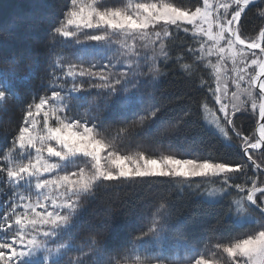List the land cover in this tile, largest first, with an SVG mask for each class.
<instances>
[{
	"label": "snow or ice",
	"instance_id": "1",
	"mask_svg": "<svg viewBox=\"0 0 264 264\" xmlns=\"http://www.w3.org/2000/svg\"><path fill=\"white\" fill-rule=\"evenodd\" d=\"M260 5H264V0H192L190 7L168 0H128L123 6H108L106 0H70L58 25L53 27L52 35L61 38L57 43L71 42L78 63L65 65L59 55L52 61L53 80L63 79L64 83L41 86L50 91V95L37 94L27 104L23 122L13 136L11 146L0 155V172L6 173L7 180L29 191L34 188L36 195L33 202L29 196L17 193V202L0 217V232L4 233L0 239V264H63L64 256L76 249L75 237L71 233L83 211L81 198L89 196L99 184L141 183L167 178L192 190L197 177L222 179L219 191L214 188L206 191L205 198L209 203L223 202L232 194L231 189H236L237 198L228 202V214L234 209L236 217L249 228L245 232L219 237L220 242L215 248L227 254V261L215 258V254L213 258L196 255L197 249L192 246L193 255L187 264H264V186L247 175L250 166L260 168L251 153L264 151V26L259 28L256 38H245L241 32V17L250 7L258 8L256 14L264 18V7ZM161 21L163 33L155 32L153 42L159 44V56L152 57L153 66L144 80L139 79L142 73L135 72L129 78L131 67L129 71L115 74L106 72L104 67L93 70L98 67L93 63L97 55L111 49L113 33L121 34L125 38L119 41L121 47L131 51L133 45L128 44L127 39L137 36L140 40L150 39L147 30ZM170 28H174L175 36ZM86 30H94L97 34H88ZM180 31L190 32L198 47L176 43ZM10 32L11 25L0 27V37L7 38ZM165 41L170 43L166 45ZM185 48L186 52L172 56L176 49ZM214 56L216 63H213ZM138 59L146 57L138 56ZM188 59L191 63L181 64L182 71L193 76L203 69L215 73V88L203 79L200 81L201 87H207L219 105L214 109L207 100L199 105L202 114L211 116V119L205 118L206 125L214 129L222 142L238 148L247 157L246 161L190 158L183 145H176L175 150L161 154L148 155L145 151H137L122 155L102 137L95 122L97 117L84 119L69 114L73 111L72 101L83 99L81 94L87 90L83 82L85 78L89 81L88 89H97L98 95H105V107L117 105L123 110H133L138 103L142 106L137 91L155 84L156 77L162 75L156 66L157 60L166 66L169 61L176 64ZM228 59L232 61L231 71L235 75L231 82L236 89L230 96L222 66V62ZM111 64L109 60V66ZM241 64L243 67L238 66ZM40 70L27 62L23 65L17 63L14 56L5 58L0 63V105L9 95L17 96L20 80L30 81ZM45 71L47 74V69ZM133 79L136 80L135 90H130L127 86ZM69 80L71 84L66 86ZM92 80L99 83H92ZM145 111L147 115L142 120H151L157 117L160 107L153 104L151 110ZM246 112L255 116V127L248 135L237 129L234 119L237 113L243 115ZM190 115L191 107L184 112L185 117ZM38 116L41 119L38 120ZM234 137L239 138L238 145L232 143ZM81 158L90 161L91 170L79 167L74 172L65 171L68 165ZM60 171L64 174H58ZM241 178V183H230ZM200 187L196 184V190ZM159 207L164 208V205ZM257 209L259 217L254 215ZM166 220L164 217L165 223L157 224L153 219L151 227L141 237L151 236L163 241V233L168 227ZM63 235L69 237L68 243L57 244ZM52 244L56 247H50ZM88 245L93 249V255H101L103 244L99 234L92 236ZM132 251L140 252L141 249L134 247ZM38 253L37 259H25L37 257ZM148 255L146 251L143 255H135L131 264H146ZM68 264H85V260L77 258ZM156 264H164V260L158 259Z\"/></svg>",
	"mask_w": 264,
	"mask_h": 264
},
{
	"label": "trees",
	"instance_id": "2",
	"mask_svg": "<svg viewBox=\"0 0 264 264\" xmlns=\"http://www.w3.org/2000/svg\"><path fill=\"white\" fill-rule=\"evenodd\" d=\"M127 2L128 0H106L108 6H123ZM168 2L192 6V0ZM69 4L70 0H0V27L11 25L10 36L0 37V63H3L5 58L11 59L14 56L16 62L21 65L27 62L41 69L30 81L20 80L17 96L9 95L0 105V155L11 146L12 138L23 122L27 104L37 94L50 95V91L41 86L64 83L63 79L53 80L50 68L52 61L59 55L65 65L78 63L74 57L76 49L71 42L57 43L61 38L52 35L53 27L58 25ZM257 11L258 8L250 7L244 14L241 32L245 38H256L259 28L264 26V18L258 16ZM162 25L163 23H160L149 27L148 40H140L139 36L127 39V43L133 45L131 51L125 50L119 43L125 38L119 33H113L110 37L113 42L111 49L107 52L101 51L97 55L93 63L98 67L93 70L98 71L99 67H104L106 72L115 74L129 71L131 67L129 78L135 72L142 73L139 79L144 80L153 66L152 57L159 56V44L153 42L156 39L155 32L163 33ZM86 31L88 34H97L94 30ZM169 31L176 35L174 28ZM178 35L179 40H176V43L183 42L198 47L191 39L190 32L185 34L180 31ZM169 43L165 41L166 45ZM256 51L259 56V51ZM179 52H186V48L176 49L172 56ZM138 56L146 59H138ZM212 59L213 63H216L215 56ZM109 60L112 61L111 66ZM183 63H191V60H182L176 64L169 61L166 66L157 60L156 66L161 69L162 75L156 77L155 84L141 87L137 91V99L142 102V106L138 103L133 110H123L117 105L105 107V95H98L97 89H88L89 81L85 78L83 82L87 90L81 94L83 99L72 101L73 111L69 114L84 119L97 117L95 122L99 125L102 137L113 144L115 150L122 155L137 151H145L148 155L161 154L175 150L176 145H183L190 158L246 161L247 158L238 148L230 147L226 142H222V138H217L215 131L205 123L207 114H202L199 107L207 100L210 107L219 108L207 87L200 85L203 79L215 88V73L210 69H203L193 76L182 71L180 65ZM137 64L139 67H136ZM222 66L223 78L228 81L230 96L231 92L236 91L231 82L235 75L231 71L232 61L225 60ZM238 66L243 67L242 64ZM85 67L88 65L85 64ZM250 71L254 74L253 69ZM91 82L99 83L96 80ZM70 84L69 80L66 86ZM134 84L136 80L133 79L127 87L135 90ZM153 104L160 107L157 117L142 120V117L147 115L145 109L151 110ZM190 107L192 115L185 117L184 112ZM37 119L41 117L38 116ZM234 119L237 129L245 135L252 133L255 116L251 112L243 115L237 113ZM232 143L238 145L239 138L234 137ZM251 154L256 162L264 167V151L255 150ZM79 167L91 170L90 161L78 159L74 164L68 165L65 171L74 172ZM58 174L63 175L64 171ZM247 175L256 178L264 186L263 172L250 166ZM194 180L192 190L179 181L170 182L167 178H154L141 183L104 182L97 185L89 196L81 198L83 211L71 233L75 237L76 249L79 250L68 252L64 256L63 264H68L70 260L74 262L77 258L84 259L85 264H131L135 255H143L145 251L150 254L145 257L146 264H155L158 259L164 260V264H187L188 258L193 255L190 250L192 246L197 249L196 255L204 254L206 258H213L215 254V258L227 261V254L215 248V244L220 242L219 237L245 232L249 228L247 224L240 222L241 218L236 217L234 209L228 214V202L237 198V190L231 189L232 194L219 204L209 203L205 198L206 191L213 188L219 191L222 179L209 177ZM241 182L242 178L230 183ZM196 184L201 185L199 190H196ZM17 193L29 196L31 200L36 198L34 188L29 191L26 187H17L7 180L6 173L0 172V217H3L12 203L17 202ZM161 204L164 208L159 207ZM49 210H52L51 207ZM254 215L259 217L258 209ZM164 217H167L168 227L163 233V241H157L151 236L141 237V234L151 227L153 219L157 224H161L165 223ZM97 234L103 244L99 257L92 254L93 249L88 245L90 238ZM3 236L4 233L0 232V239ZM68 240L69 237L63 235L57 244H67ZM50 247L55 248L56 244ZM134 247L140 248L141 251L134 253ZM160 247L166 255L165 258L159 257Z\"/></svg>",
	"mask_w": 264,
	"mask_h": 264
},
{
	"label": "rangeland",
	"instance_id": "3",
	"mask_svg": "<svg viewBox=\"0 0 264 264\" xmlns=\"http://www.w3.org/2000/svg\"><path fill=\"white\" fill-rule=\"evenodd\" d=\"M210 2H211V0H210ZM160 23H163L162 21L160 22ZM225 76H227V75H225ZM207 117H208V119H211V116L210 115H208L207 114ZM213 129V128H212ZM214 130V129H213ZM198 178H202V177H197V178H194V179H198ZM34 196L36 197V195L34 194ZM35 200H36V198H35ZM35 200H32L33 202L35 201ZM37 211H40V209L39 208H37ZM240 222H243L242 221V219H240ZM158 253H159V257H163L164 256V258H165V253L163 252V249L160 247L159 248V250H158ZM157 253V254H158ZM39 253L37 254V257H32V258H25V259H37V258H39ZM241 259H243V258H241ZM187 263V262H186ZM153 264V263H152ZM156 264V263H155Z\"/></svg>",
	"mask_w": 264,
	"mask_h": 264
},
{
	"label": "bare ground",
	"instance_id": "4",
	"mask_svg": "<svg viewBox=\"0 0 264 264\" xmlns=\"http://www.w3.org/2000/svg\"><path fill=\"white\" fill-rule=\"evenodd\" d=\"M11 102V101H10ZM8 104H6V106H7ZM2 108V107H1ZM137 123V122H136ZM141 125V124H140ZM5 126V125H4ZM145 126V125H144ZM136 127H138V126H136ZM132 128V127H131ZM9 130V129H8ZM129 130V129H128ZM149 132V131H148ZM147 132V133H148ZM137 134V133H136ZM10 135V134H9ZM141 135H142V133H141ZM148 135V134H147ZM10 137V136H9ZM139 137V136H138ZM7 138V137H6ZM141 138V137H140ZM9 140V139H8ZM134 141V140H133ZM4 146V145H3ZM145 147V146H144ZM263 167V166H262ZM117 183V182H116ZM154 202V201H153ZM154 203H156V201L154 202ZM149 204V203H148ZM152 205V204H151ZM155 205V204H154ZM150 206V205H149ZM149 208V207H148ZM156 209V208H155ZM158 209V208H157ZM91 221V220H90Z\"/></svg>",
	"mask_w": 264,
	"mask_h": 264
},
{
	"label": "water",
	"instance_id": "5",
	"mask_svg": "<svg viewBox=\"0 0 264 264\" xmlns=\"http://www.w3.org/2000/svg\"><path fill=\"white\" fill-rule=\"evenodd\" d=\"M246 11H247V10H246ZM243 17H244V15H242V17H241V21H242ZM245 157H246V156H245ZM246 158H247V157H246ZM254 160H255V159H254ZM250 163H251V162H250ZM258 170L264 173V167H262L261 165H260V168H259Z\"/></svg>",
	"mask_w": 264,
	"mask_h": 264
}]
</instances>
